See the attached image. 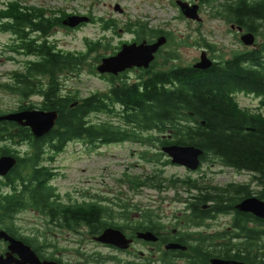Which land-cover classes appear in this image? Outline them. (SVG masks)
Returning <instances> with one entry per match:
<instances>
[{
	"label": "trees",
	"instance_id": "16d2710c",
	"mask_svg": "<svg viewBox=\"0 0 264 264\" xmlns=\"http://www.w3.org/2000/svg\"><path fill=\"white\" fill-rule=\"evenodd\" d=\"M212 1L203 0L207 4ZM216 9V18L236 23L256 35L264 28V0H223ZM0 16L5 22L4 30L8 29L16 40L12 53L21 54L24 48L25 55L34 57L33 61L27 62L24 73L15 75L14 85L7 86L6 90L19 95L22 103L39 96L43 102L38 109L56 111L59 115L50 134L42 139L33 138L41 142L34 143L33 147L48 148L53 155L62 153L74 141L93 145L134 141L144 146H194L203 152L202 163H218L238 173L256 176L261 182L264 180V119L251 117L252 114L241 108L235 99L241 93L254 96L260 98V109L264 108V62L260 59L234 58L215 63L207 71L176 66L165 69V65L162 69L144 71L133 83L128 77H114L112 83L117 84L107 95L96 94L72 106L76 98L62 95L60 76L80 72L90 55L97 52L101 45L88 42L90 49L87 54L66 53L52 45L48 41L50 33L55 27H64L63 19L67 15L60 17L57 23L44 16L40 22H35L33 12L27 9V14L23 15L21 5L14 3ZM30 32H40L43 41L25 40ZM166 35L170 39V34L147 31L145 27L137 33V38L142 40ZM206 46L214 50V47ZM96 60L99 62L101 56ZM165 62L167 64L169 60ZM117 106L121 111L116 112ZM27 108L37 109L34 106ZM103 114L119 118L122 124L95 123L91 119L93 115ZM258 116L262 117V114ZM29 132V129L19 127L9 134L13 139L34 137ZM2 133L0 131V137ZM42 156L43 159L45 153ZM34 157H39V154ZM143 159L157 164L159 157L156 154L149 159L145 154ZM27 160L24 170L39 165L31 159ZM50 175L54 179V175ZM20 176L16 178L26 179ZM50 178L47 179L42 171H34L27 179L29 181L26 180L22 193L2 199L0 209L11 218L35 210L45 217L49 225L76 234L83 226L89 227V235L100 234L109 226L107 217L113 216L106 207L93 203L70 207L61 201L59 193L53 195L54 189L48 183ZM131 184L134 188L142 187V183ZM179 184L188 187L191 192H199L188 207V210L198 213L203 205L214 200L215 215L230 214L241 200L252 195L250 186L246 185L214 187V190L202 192L191 179L188 182L171 181L175 188ZM152 187L157 188L156 184H152ZM203 193H207V196ZM260 198L264 200L263 193H260ZM247 222V219L236 216L235 229L241 230V233L248 231ZM141 227L143 225L139 229ZM25 236L20 237L32 245L39 240L38 237L30 239L27 234ZM226 237L227 234L223 232L215 234L214 244H227ZM207 242L209 239L203 238L202 243ZM251 255L252 250L248 257L253 258ZM214 257L242 259L241 256H234L232 249L226 245L220 249L214 246Z\"/></svg>",
	"mask_w": 264,
	"mask_h": 264
},
{
	"label": "rangeland",
	"instance_id": "374dc122",
	"mask_svg": "<svg viewBox=\"0 0 264 264\" xmlns=\"http://www.w3.org/2000/svg\"><path fill=\"white\" fill-rule=\"evenodd\" d=\"M184 2L190 6H199L201 22L186 19L174 0H0V13L7 10L11 4L18 3L22 7L32 8L29 10H43L49 19L55 18L54 22L64 14L76 13L89 18L87 24L76 27L74 30L56 27L48 38L52 45L66 53L87 54L90 49L88 42L101 45L97 52L90 55L80 72L63 73L60 76L62 95L76 98L72 102L73 106L96 94L104 95L113 86L109 76L100 75L97 72L96 69L101 60L97 62L96 59L99 56L106 57L113 54L111 57H114L122 44L133 41L135 34L131 30L127 32V27L138 31L141 24H148L153 30L169 32L170 41L160 52V57L155 63L156 68L162 69L165 65V69L173 66L193 67L201 58L202 52H207L208 58L216 63L230 60L232 51L240 47L237 45L236 38L230 34V28L224 22L226 20L215 17L218 11L216 7H219L223 0H213L209 4L203 0H184ZM4 23L0 16V25ZM108 26L111 28L110 31L105 30ZM104 37H107L109 41L103 43ZM36 38L43 41L42 36L37 35ZM13 39L11 34H0V115L21 112V110H39V105L43 102L41 97L33 96L29 102L22 103L19 95L6 90L7 86L14 85L15 75L24 73L27 62L33 60V58L12 53H10L11 59L9 58L4 47L15 44ZM148 40L151 41L152 38ZM103 45L107 47L106 50L101 48ZM206 45L216 48L215 58L214 50H209ZM166 60H169L167 64ZM140 76L139 71L128 73L130 83L139 79ZM235 98L241 108L252 113L261 112L256 109L258 102L252 98L242 95ZM28 106H34L37 109H28ZM119 111L121 110L117 107L116 112ZM91 119L95 123L111 122L117 126L122 124L119 118L101 115H93ZM8 132H15V130L10 129ZM28 137L18 139L21 142L30 143ZM12 144L15 145V143ZM27 146H23L22 149L25 151ZM0 148L4 149L5 146L0 145ZM50 153L48 152L45 158L47 166L56 171L53 186L57 189L61 201L68 205L100 204L113 216L107 217L108 221L110 218L119 217L118 215L122 212L118 205L123 203L134 205L140 212L149 208L153 210L160 208L166 217L178 216L176 212H181L184 207L182 201L188 199L183 188L188 191L189 188L180 184L175 188L170 181L184 182L192 179L195 182L200 178L199 175L191 174L184 168L167 163L168 158L160 154L161 148L141 144L93 145L74 141L62 153L54 155ZM145 154L149 159L157 154L158 163L151 164L144 160ZM203 164L204 169L208 170L212 165L210 162ZM212 173L214 176H210V179L214 187L223 188L231 183L238 185L251 183L249 174H237L229 170L220 171L215 166L214 172L210 174ZM151 179L153 181L149 184H156V186L164 184L167 191L160 193L155 188L132 187L131 182L141 184ZM262 191L264 186L253 184L254 193ZM159 198L166 202H160ZM132 211L134 212L132 215L137 217L138 212H135L137 210L133 208ZM17 222L23 229L24 235L27 234L30 239L39 238L35 244L70 245L74 247L75 256L82 258L78 255L77 247L78 244L86 245L85 236L80 237L67 229L61 230L49 225L45 217L35 210L22 212ZM229 226L230 220L227 217H220L214 221V232L221 233ZM88 249L94 250L95 246L89 244ZM99 251L108 253L104 249Z\"/></svg>",
	"mask_w": 264,
	"mask_h": 264
},
{
	"label": "flooded vegetation",
	"instance_id": "af4514ba",
	"mask_svg": "<svg viewBox=\"0 0 264 264\" xmlns=\"http://www.w3.org/2000/svg\"><path fill=\"white\" fill-rule=\"evenodd\" d=\"M236 2L243 0H234ZM27 9H32L28 7H21V12L23 15L27 14ZM33 12L35 22H40L42 16H44L48 20L54 21L55 18L49 19L45 12L41 9L30 10ZM76 15V13L70 14ZM65 19V18H64ZM63 19V20H64ZM227 26L230 28V34L234 36L237 40V45L241 48H236V50L232 51L231 59L241 58V57H251L254 59H260L264 62V28L258 32V34H254L250 31H247L240 25L236 23H230L228 21H224ZM57 23V20L56 22ZM1 26V25H0ZM63 27V26H61ZM80 27V26H79ZM147 27V31H154L150 28V25L141 24L138 31L135 29L127 27V32L130 30L134 35L133 41L130 43H124L121 45L119 50L116 51V55H118L124 45L126 44H143L146 42L147 44H153L158 38H152L151 41L148 38L139 40L137 38V33ZM56 28V27H55ZM54 28V29H55ZM66 28V27H65ZM78 28V27H77ZM2 31L0 34H11V32L6 29L4 26H1ZM76 29V28H75ZM74 30V29H72ZM110 31L111 28L105 29ZM157 31V30H156ZM104 32V31H103ZM162 32V31H159ZM166 33V32H162ZM166 34H169L166 33ZM247 34H253L255 37V42L253 45H246L242 41V37ZM41 36L40 32H30L27 36H25V40L37 41L41 42L40 39H37L36 36ZM167 36V35H166ZM103 37V36H102ZM101 37V38H102ZM169 38V36H167ZM100 38V39H101ZM104 37L103 43L109 41ZM42 39V38H41ZM155 39V40H154ZM170 41V40H169ZM168 41V43H169ZM102 44V43H101ZM168 45V44H167ZM12 45H5L4 51L8 53L9 58L10 53H12ZM102 49H107L106 46H102ZM163 48H161L156 54L155 61L151 64L148 70L145 69H137L134 68L132 70H128L124 73H121L117 76L113 74H104L105 76H109L111 78V82L114 77H128L129 72H136L143 74L144 71H149L151 68L154 70L155 63L160 57V52ZM211 50L210 48H208ZM23 53L20 55H25L24 48L21 50ZM212 51V50H211ZM216 54V48L214 47V58ZM114 55V54H113ZM113 55H109L106 57L101 56V62L110 58ZM129 78V77H128ZM130 82L131 80L128 79ZM113 86L107 91H111L115 84L112 83ZM104 94V95H107ZM251 97L254 101L258 102V107L256 108L261 112H249L251 117L264 119V108L260 109V98H256L254 96H248L244 93L238 94V96ZM118 107V106H117ZM23 111V110H21ZM258 114H262V117L258 116ZM103 116L110 117V114H103ZM17 125V126H16ZM19 129L18 124L14 122H1L0 123V131L3 132V136L0 137V145L5 146L4 149L0 148V159L2 157L11 156L17 160L16 166L5 176H0V201L4 198H9L13 196H19L22 193L24 186L27 184V179H30L34 171H39L45 173V177L50 178V173H54L51 168H49L47 159L48 152L50 151L48 148H35L33 147L36 142L33 138L28 137L29 142H21L20 139L11 138L9 134V130L13 128ZM16 129H14L16 131ZM31 132V130H30ZM32 133V132H31ZM21 142V143H19ZM12 143H15L12 144ZM114 143H122V144H135L138 145V142L134 141H125V142H114ZM114 143H106L104 145H110ZM28 146H27V145ZM23 146H27V149L24 151L22 149ZM11 147V148H10ZM152 148H161L162 145L151 146ZM45 153L44 158L42 159V155ZM35 154H39V157H34ZM41 154V155H40ZM27 159H31L33 162H38L39 165L36 168H28L25 169ZM42 161V162H41ZM37 163V164H38ZM169 163V161H167ZM214 166L219 168L220 171L235 170L231 168H227L221 164L215 163L210 166V169H204L205 165L201 164L196 171L187 170L191 174H197L200 178L197 181H193L199 188H201L202 192L214 190V185H212V180L210 176H214ZM20 172V173H19ZM237 174H243L238 173ZM21 174V176H20ZM16 176L23 177L26 179H18ZM27 180V181H26ZM53 178L48 180L49 187H53L54 192L53 195L57 194V189L53 186ZM155 180V179H154ZM192 180V179H191ZM25 181V183L23 182ZM153 179L148 180L147 182L142 183V188L152 187L149 184ZM189 181V180H188ZM184 181V182H188ZM171 182V181H170ZM35 184L36 181H33ZM148 183V184H147ZM253 184H259L264 186V180L261 182L256 178V176L251 175V183L243 184L239 186H250L251 196L246 197L241 200L236 206L235 211L230 214H214V200L213 202H209L206 205H203L200 209L199 213L197 211L188 210L191 202H193L192 198L197 196L199 192L196 190H192V192L183 188L184 193L187 194L188 199L182 201L184 207L181 212H176L178 216L172 215L171 217H166L163 211L158 208L153 210V208L146 209L144 212H140L137 207L134 205L128 204H120L119 209L122 213L118 215L117 219L110 218L109 226L105 227L102 231H105L109 228H114L120 230L128 240H131L132 243L127 250H120L116 247L110 245L100 244L94 241V238L99 236L97 235H89V227L83 226L79 229V234L77 236H85L86 237V245L80 246L78 244L77 252L78 255L82 256V258H78L75 256L74 247L70 245H61V244H36L32 245L31 243H26L20 236L26 237L23 229L18 224V216L10 217L7 212L0 209V264H214V246L217 248H222L224 245L231 248L233 251V255L238 257L241 256L242 259H223L230 262H235L238 264H264V219L258 218L251 213H242L237 210V206L246 199L257 198L258 200L264 202L263 199L260 198V193L264 194V191L260 193L253 192ZM181 185V184H180ZM233 185L238 184H229L224 188H229ZM160 193H164L167 191V187L164 184L157 185V188ZM182 190V189H181ZM204 196H207V193H203ZM160 202H166L162 198L158 199ZM80 204H70V207L79 206ZM135 208L138 212L137 217L133 216L132 209ZM110 212V211H108ZM236 216H240V218H245L248 220L246 223V228L248 231H243L235 229V218ZM111 217V216H110ZM220 217H227L230 220V226L223 233L227 234V244L215 242L214 244V235L219 234L214 232V221H217ZM143 225L139 229V227ZM140 232H150L156 237V241H146L138 238V233ZM221 232V233H222ZM241 233V234H239ZM239 235V236H238ZM203 238L209 239V242L202 243ZM92 244L95 246L94 250H89L88 246ZM179 245L181 249H167L169 245ZM65 246H69L66 248ZM100 249H104L108 253H102L99 251ZM244 250V251H243ZM252 250V255L249 258L248 254Z\"/></svg>",
	"mask_w": 264,
	"mask_h": 264
},
{
	"label": "water",
	"instance_id": "95a60500",
	"mask_svg": "<svg viewBox=\"0 0 264 264\" xmlns=\"http://www.w3.org/2000/svg\"><path fill=\"white\" fill-rule=\"evenodd\" d=\"M180 8L183 16L191 21L201 22L199 16V6H190L184 0H174ZM89 22V18L82 16H70L63 21V25L74 29L82 24ZM246 45H253L255 37L253 34H247L242 37ZM168 42L166 36L159 37L153 44H131L124 45L122 51L114 56L104 59L97 67L99 74H113L115 76L134 68L148 70L155 61L156 54ZM214 62L208 58L206 52H202L201 58L193 68L200 71H207L212 68ZM75 106V105H73ZM59 115L56 111L26 110L13 112L0 116L1 122H14L22 127H28L32 130L36 138H43L50 134L55 128ZM171 163L176 166L184 167L191 171H196L201 164L203 152L194 146L169 145L162 148ZM17 164L14 157L7 156L0 159V176L7 175ZM242 213H251L258 218L264 219V202L257 198L246 199L237 207ZM138 238L146 241H156V237L150 232L138 233ZM94 241L116 247L120 250H127L132 241L117 229L109 228L102 232ZM167 249H181L179 245H169ZM214 264H238L223 259H214Z\"/></svg>",
	"mask_w": 264,
	"mask_h": 264
}]
</instances>
